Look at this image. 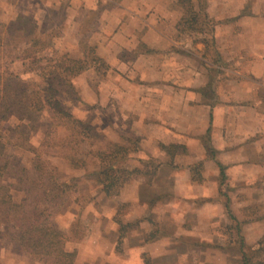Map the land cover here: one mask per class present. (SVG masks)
I'll return each instance as SVG.
<instances>
[{
	"label": "crops",
	"instance_id": "crops-1",
	"mask_svg": "<svg viewBox=\"0 0 264 264\" xmlns=\"http://www.w3.org/2000/svg\"><path fill=\"white\" fill-rule=\"evenodd\" d=\"M178 1H68L66 14L70 16L65 31L73 41L63 39L59 47L69 56L81 57L76 32L84 15L97 12V23L88 34L87 42L105 64L101 71L89 65L74 79L75 86L86 94L93 91V103L97 102L101 114L109 115L113 121L111 127L117 129L119 138L126 142L137 138L138 150L129 154V160L135 158L155 164L146 167L145 175L150 179L132 180L121 187L115 198L99 193L97 200L104 219H94L97 226L93 228L94 234L86 237L85 244L88 240L111 237L110 263L119 258L125 264H143L142 253L154 261L156 256L167 254L172 242L177 245L175 241L182 239L202 240L199 233L204 234L203 226H211L215 219H226L225 216L220 218L225 207L223 200H212V193L218 192L223 182L219 165L223 167L228 190L232 193L250 190L253 179L264 176L262 119H259V136L253 138L252 126L248 125L251 122L245 120V112L233 118L229 114L233 105L244 110L246 105L255 108L263 102L257 97L264 91L257 94L251 83L254 77L264 78V54L255 55L246 71L223 68L228 73L231 91L220 98V77H216L212 97L205 99L210 74H213L209 68L217 67L198 55L199 42L193 47L180 36L186 30L179 23L184 11ZM226 1L237 2L230 14L224 6ZM244 3V0H203L202 9L205 8L209 18L225 19L212 29L217 44L223 45L221 56L225 64L231 59L229 49L236 50L235 45L230 44L236 40L233 33L238 29L242 33L251 32L244 23L230 22L227 18L242 16ZM261 28L253 29L260 31ZM247 79L250 80L247 92L242 94L238 90L236 93L237 87L241 89L242 81ZM199 162L202 166L197 168L195 163ZM230 197L227 199L232 207L236 199L233 195ZM121 202L131 204L133 221L139 219L136 227L127 232V238L136 242L135 250L128 255L115 251L122 235L112 217ZM158 229L162 230L158 231L159 236L156 235ZM148 237V244L142 246ZM93 248L96 257L103 254L98 246L93 245ZM80 258L83 259V255L79 254L75 261Z\"/></svg>",
	"mask_w": 264,
	"mask_h": 264
},
{
	"label": "rangeland",
	"instance_id": "rangeland-1",
	"mask_svg": "<svg viewBox=\"0 0 264 264\" xmlns=\"http://www.w3.org/2000/svg\"><path fill=\"white\" fill-rule=\"evenodd\" d=\"M68 1L0 0V20L10 21L18 13L30 15L40 26L42 33L55 36L56 47L60 51L65 52L61 50L62 47H59V43L61 44L63 39H66V42L70 39L73 41L69 37L68 32L65 31L67 28L66 23L70 16V14L68 16L66 14L67 6L69 5ZM200 2L199 6V0H191L190 3H184L181 7L184 13L179 23L183 25V29L186 31L180 36H183V40L186 38L187 41L191 42L193 47L196 42H199L198 55L207 62L214 63L217 67L219 72H213V75L215 76L216 74L217 77H220L218 89L221 91L220 98H222L223 94L231 91L229 89L231 84L227 83L228 73L225 69L246 71L249 68L250 60L255 55L264 54V50H261L264 46V0H244L245 8L242 16H227V18L231 19L230 22L244 23L243 25H245L247 30L251 29V32L242 33L238 29L233 33L232 36L236 35V40L230 44L232 45L233 43L236 50H231L230 48V61L228 64L223 61L224 63H220V65L216 64L217 53L222 58L223 45L217 44L214 38L215 33H213L212 29H214L215 25L223 24L225 19L221 17H218L219 19L209 18L206 15L205 8L202 9L203 0ZM231 3L226 1L224 4L230 10L229 14L232 11V7L237 5L235 1ZM219 6L222 7L223 5L220 3ZM84 16L85 18H81V25L76 35L78 41L81 38L83 39L82 43L89 45L87 42L88 34L95 28L98 16L97 12ZM256 27L262 28L257 31L253 29ZM79 45L82 56L78 58L70 57L88 63V58L86 60L83 55L85 46L80 43ZM89 65L91 64H88L87 68ZM104 68L105 64H103L102 70ZM14 69L23 71L24 67L18 62L15 64ZM25 71L24 78L30 80L38 79L36 68L27 66ZM235 80L237 79L235 78ZM73 82L74 91L60 94L59 100L65 110L74 117L86 121L92 127V131L88 136L89 139L80 141L76 152L77 157L85 162V167L80 169L72 168L62 158L64 153L72 154L69 149L64 151L63 146L61 147V144L64 143L65 145V140H67L66 144L73 142L74 136H71V132L66 128H70L71 125L68 123L65 126H57L56 123L52 122V125L47 126L51 122L50 110L47 109L43 112L40 121L25 126L28 142L21 137L19 133L21 129L15 128V125H18L19 122L14 117H11L7 122L0 121V130L4 134V139H8L4 153L0 157V167L4 173L3 182L9 187V192L15 203L23 201V212L26 216L30 215L33 217L38 209L48 206L47 213L50 215L51 221L65 234V248L78 254V256L76 255V261L79 254L83 255V259L80 258L78 262L75 261L76 264H125V261L119 258H116L115 263L108 261L111 260L108 255V244L111 237L107 240H88L89 243L87 245L85 240L90 234H94L93 228L97 226V223H94V219H104L101 217V203L97 200L99 193L108 198H115L119 194L121 187L129 184L132 180L138 178L150 179L151 177L147 174L145 175V172L148 171L146 167L151 164L148 163V160L135 158L129 160L128 158L129 161L127 160L122 165L129 169L138 168L139 172L132 174V177L126 182L114 187L115 192L111 195H105L102 192L96 174L100 166L99 151L110 153L115 149L114 144L135 151L139 147L138 140L133 137L129 140L130 142H126L119 138L117 129L114 126L111 127L113 121H110L109 115L101 114L97 102L93 103L95 100L93 91L86 94L78 86H75V80ZM248 82L250 80H243V87L241 89L237 87L236 93H238V90L242 94L247 92L250 84ZM251 84L257 94L264 91V78L254 77ZM259 88L261 89L259 90ZM211 97L212 95L209 93L205 96V99ZM257 99H262L263 102L258 106L255 105V108H250L246 105V109L241 110L233 105L229 110L231 111L229 113L231 118L245 112V120L251 122L248 125L252 126L253 138L259 136V132H257L261 128L259 119H262L264 124V93L260 94ZM259 112L262 113L261 116H259ZM20 126H22V123H20ZM50 132L52 135L43 144V141L47 139V134ZM29 145L39 150V158L43 162L42 171L45 173L41 172L43 173L42 179L38 180L36 188H29L33 187L30 182L37 180L39 177V171L34 168L35 154L28 150ZM263 161L264 155H262L261 159V162ZM256 162L259 163V159ZM154 165L152 163L151 166L153 167ZM195 166L200 168L202 165L199 162L195 163ZM19 178L21 179L20 183L18 182ZM262 178L253 179L250 190L246 192L236 190L232 193L228 190L229 184L226 182L225 177L223 182L219 184L220 190L212 193V200L221 199L223 204H226L229 200L227 199L228 197L231 198V195L235 197V204L232 207L229 205L230 214L225 207L223 214H220V218L225 216L226 219H215L211 226H203L204 234L199 233V236L203 237L202 240L182 239L175 241L177 245L172 242L171 246L167 247V254L156 256L154 261L152 260V264H244L242 253L246 254L252 264H264V176ZM55 183L61 186L62 192L58 191L57 193L53 189ZM54 195L55 197H53ZM228 202L232 204L231 201ZM133 214V208L130 203L121 202L116 205V213H113L112 218L117 223V226H120L119 233L122 235L115 246V251L118 254L128 255L135 250L136 242L132 238H127L128 230L138 224V218H136V221L132 220L135 219ZM158 231L162 232V230H157L156 235L159 236ZM19 234L18 228L12 221L4 222L0 219V264H43L32 260L19 249ZM128 234L131 235L132 233ZM148 239L149 237L143 240L142 246L148 244ZM93 245L98 246L103 254L96 257L93 254ZM145 256H148V254L142 253L141 259L144 260ZM132 264L135 263L133 262Z\"/></svg>",
	"mask_w": 264,
	"mask_h": 264
},
{
	"label": "trees",
	"instance_id": "trees-1",
	"mask_svg": "<svg viewBox=\"0 0 264 264\" xmlns=\"http://www.w3.org/2000/svg\"><path fill=\"white\" fill-rule=\"evenodd\" d=\"M178 2L182 7L184 3H190L191 0H179ZM200 3L199 1V6ZM45 34L30 15L18 13L10 21L0 20V121L7 122L11 117H14L19 122L15 128L21 129L19 131L21 137L28 142L25 126L40 121L43 112L49 109L51 124L49 123L47 126L53 123H56L57 126H65L70 123V128H66L71 132V136H74L73 142L66 144L67 140H65V145L61 144L64 151L69 149L72 152V154L64 153L62 158L72 168H84L85 162L77 157L76 152L79 142L89 139L92 127L86 121L74 117L65 110L61 105L59 95L74 91V78L85 71L88 64L100 70L104 62L95 54L92 46L82 43L83 39L81 38L79 43L85 46L83 55L86 60L88 58V63L73 59L68 53L60 51L55 45V36ZM18 62L24 67L23 71L14 69ZM217 63L218 65L224 63L218 53ZM27 66L37 69V80L24 78ZM209 70L214 73L219 72L213 67H210ZM215 76L210 74L211 79L206 87L207 93L210 95H212L215 86L217 77ZM47 135L43 144L52 133ZM7 142L8 139H4V134L0 130V157L4 153ZM114 147L115 149L110 153L99 151L98 155L100 166L96 173L97 181L105 195H111L115 192L114 187L126 182L132 177V174L139 172L138 168L129 169L122 165L128 160L129 154L134 151L116 144ZM28 150L35 154L34 168L39 171V177L30 182L33 187L29 188H36L38 180L42 179L44 173L42 171L43 162L39 158V150L32 145H29ZM219 169L221 179H224L223 167L219 165ZM3 176L4 173L0 167V219L4 222L12 221L18 228L20 232L19 249L32 260L43 264H74L76 252L68 251L65 248V234L51 221L50 215L47 213L48 206L38 209L33 217L26 216L23 212V201L19 203L13 201L9 187L3 182ZM18 182H21L20 178ZM54 186L53 189L57 193L63 191L59 184L55 183ZM225 208L230 214L228 201ZM242 256L244 264H252L245 253H242ZM143 264H152L151 258L145 256Z\"/></svg>",
	"mask_w": 264,
	"mask_h": 264
}]
</instances>
